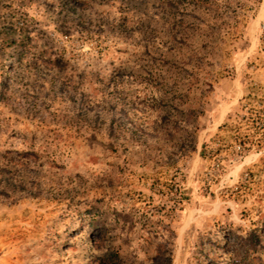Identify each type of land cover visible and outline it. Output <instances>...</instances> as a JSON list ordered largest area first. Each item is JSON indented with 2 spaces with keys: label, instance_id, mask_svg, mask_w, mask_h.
<instances>
[{
  "label": "rangeland",
  "instance_id": "374dc122",
  "mask_svg": "<svg viewBox=\"0 0 264 264\" xmlns=\"http://www.w3.org/2000/svg\"><path fill=\"white\" fill-rule=\"evenodd\" d=\"M0 264H264V0H0Z\"/></svg>",
  "mask_w": 264,
  "mask_h": 264
},
{
  "label": "trees",
  "instance_id": "16d2710c",
  "mask_svg": "<svg viewBox=\"0 0 264 264\" xmlns=\"http://www.w3.org/2000/svg\"><path fill=\"white\" fill-rule=\"evenodd\" d=\"M106 262V260H103V263H105Z\"/></svg>",
  "mask_w": 264,
  "mask_h": 264
}]
</instances>
